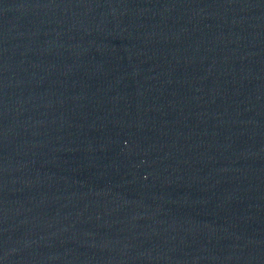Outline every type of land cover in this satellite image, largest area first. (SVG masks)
<instances>
[{
	"label": "water",
	"instance_id": "water-1",
	"mask_svg": "<svg viewBox=\"0 0 264 264\" xmlns=\"http://www.w3.org/2000/svg\"><path fill=\"white\" fill-rule=\"evenodd\" d=\"M0 264H264V0H0Z\"/></svg>",
	"mask_w": 264,
	"mask_h": 264
}]
</instances>
